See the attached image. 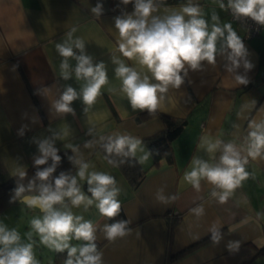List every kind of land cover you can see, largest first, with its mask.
<instances>
[{"label":"crops","instance_id":"obj_1","mask_svg":"<svg viewBox=\"0 0 264 264\" xmlns=\"http://www.w3.org/2000/svg\"><path fill=\"white\" fill-rule=\"evenodd\" d=\"M98 2L103 4L100 17L91 12ZM158 2L160 7L154 14L164 15L180 11L188 0ZM192 2L200 6L209 23L215 12L221 26L230 23L242 39L246 59L252 67L246 70L241 65L238 73L247 83H238L225 71L224 57L217 56L215 66L205 61L203 70L189 71L185 83L179 89L170 88L158 109L149 113L131 108L120 90L121 81L115 76L116 65L112 63V57H116L142 73L147 72L134 60L124 58L118 48L114 17L132 12V3L0 0V181L34 164V157L40 155L34 140L49 136L50 130L60 136L55 147L71 149L75 159L82 158L88 163V172H105L115 177L120 189L117 199L131 224L123 237L105 238L103 227L109 223L95 202L87 207L84 204L73 207L65 201L74 215L83 216L96 227L95 242L103 264H264V254L257 252L264 246V156L248 157L246 139L251 130L249 125L264 120V28L247 39L244 27L230 18L228 10L219 7V0ZM72 28L77 29L74 36L85 42L86 52L93 56L94 63L105 62L109 82L91 106L78 99L71 105L75 115L57 114L52 105L64 87L70 85L79 91L84 83L77 81L74 74L67 81L60 75L63 58L55 45ZM69 63L75 67V60L69 59ZM159 112L183 118L186 123L171 142L170 159L163 158L153 164L150 156L141 163L144 153L137 150L136 157L146 174L133 187L121 169L109 163L103 145L110 136L129 135L141 140L140 147L148 151L144 139L164 127ZM86 141H93L94 146L86 148ZM227 143L234 144L247 158L245 169L250 175L226 202L220 203L211 196L213 185L201 180L197 191L184 174L191 170L193 157L218 162L223 144ZM209 145L217 147L209 150ZM73 148L78 151L74 152ZM77 172L78 165L72 175ZM77 180L81 191L90 198L83 188L86 179L77 176ZM160 189L165 197L175 196V199L159 200ZM197 206L204 209L199 217L191 211ZM29 208L18 202L8 205L0 212V223L9 226L18 214L27 218ZM8 209L11 211L6 213ZM215 230H221L223 238L219 244L210 239L173 256ZM230 241H239V247L229 250ZM34 255L39 264L48 263L43 262L42 251L36 250Z\"/></svg>","mask_w":264,"mask_h":264},{"label":"clouds","instance_id":"obj_2","mask_svg":"<svg viewBox=\"0 0 264 264\" xmlns=\"http://www.w3.org/2000/svg\"><path fill=\"white\" fill-rule=\"evenodd\" d=\"M121 3L133 4V11L114 17V28L118 32V48L127 60H134L146 73L138 71L116 57H112L115 66V76L121 81V91L126 95L133 110L155 112L165 100L170 88L179 89L189 76V71L203 70V62L216 65L217 56L224 57V69L231 73L234 79L245 84L247 80L238 73L243 65L248 70L252 67L246 59L247 50L242 39L233 30L230 23L223 26L217 13L211 15V23L204 17L200 6L188 0L180 11H171L164 15H156L160 4L158 0H121ZM219 7L228 10L236 19L250 18L257 25L264 27V0H220ZM91 12L100 17L103 14V4L98 2ZM76 28H72L66 38L55 45L56 51L63 59L60 63V75L65 81L74 77L84 83L79 91L70 85L64 87L59 98L52 105L57 114H72L71 106L76 100L91 106L101 94V89L108 84L106 64L103 61L94 63L93 56L87 54L85 42L75 37ZM75 60V67L69 63ZM150 74V75H149ZM86 110V109H85ZM247 139V156L251 158L264 156V120L249 125ZM50 135L35 139L40 155L34 157L36 171L28 185H16L10 202L22 199L29 207L38 208L42 213L30 221L31 229L38 234L40 242L57 252L67 253L64 264H103L102 253L96 244V227L83 216L74 215L69 208L95 206L102 216L114 218L119 214L120 202L117 199L120 189L115 177L105 172H88L89 165L82 158L68 159L78 165L76 175L70 172H60L53 177L61 162L56 141L59 133L50 130ZM23 135V128L20 131ZM91 134V130L89 133ZM104 140V137H101ZM143 142L129 135L108 137L103 146L111 156L124 158L136 156L139 149L143 152L140 162L147 161L152 151H144L140 145ZM219 143H223L222 141ZM87 147H93V141H86ZM70 147V146H69ZM217 145H209V150ZM76 152L78 149L73 148ZM51 160V164L48 162ZM121 160L120 163H124ZM247 158L232 143L223 144L222 154L218 162L209 163L199 157H193L191 170L184 174L185 180L197 191L201 180L213 185L212 197L220 203L226 202L232 192L249 177L245 165ZM109 163H114L109 159ZM48 165L46 167H41ZM23 178L26 173L20 172ZM77 176L87 182V197L78 185ZM219 190V191H217ZM34 193L24 195L25 193ZM163 189L158 190L157 198L161 201L174 200L175 196L165 197ZM59 206V207H57ZM196 216L204 213L202 206L191 209ZM128 221L117 220L105 224L103 232L108 240H115L127 234ZM222 234L215 230L211 234L214 244H219ZM28 239L31 240V234ZM84 241L79 246L72 245L71 240ZM239 241H230L229 250L239 247ZM235 246V247H234ZM0 264H39L33 252V244L22 242L21 235L6 224L0 223Z\"/></svg>","mask_w":264,"mask_h":264},{"label":"trees","instance_id":"obj_3","mask_svg":"<svg viewBox=\"0 0 264 264\" xmlns=\"http://www.w3.org/2000/svg\"><path fill=\"white\" fill-rule=\"evenodd\" d=\"M167 2V1H164ZM171 2V1H170ZM173 2V1H172ZM115 112V111H114ZM116 114V113H115ZM159 115L161 116L164 127L156 134L147 137L144 139L145 145L148 150L152 151V161L153 164H157L161 159L167 158L170 159L171 156V142L175 139V137L181 132L183 129L186 120L183 118H178L172 115H169L167 113L159 112ZM105 157L109 161V159L113 160L121 171L123 172L124 176L128 179L130 184L133 187H137L145 178L146 170L142 167L141 163L139 162L138 158L135 156L134 158H124L121 156H116L115 154L109 156L106 151L104 150ZM58 155L61 156V162L57 166L56 171L53 173V177L58 176L60 172H70L72 175L73 171L76 169L77 165L73 162H71L68 157L72 156L74 159V154L71 149H62L58 151ZM121 160H124V163H120ZM48 164H51V160H49ZM48 165H44L41 167H46ZM36 167L34 164H31L27 167V169L24 171L26 175L21 178L19 174H13L7 179L0 181V212H2L8 205L15 203V202H21L20 199H17L14 202H10L14 192L16 185L23 184L25 186L28 185L29 181H31L34 177ZM87 182L83 184L84 191L88 193L87 191ZM25 194H34V193H25ZM24 194V195H25ZM121 205V203H120ZM107 218V217H106ZM174 218V217H173ZM117 220H127V217L124 213L123 207L121 205L119 214L114 218H107V221L109 224L114 223ZM175 218L172 219L171 224L174 222ZM131 227L130 222L128 221L127 229ZM221 232V230H219ZM211 234L203 237L201 240L193 243L192 245L182 249L181 251L177 252L173 256L177 257L179 254H183L185 252H188L190 249L195 247L196 245L205 242L207 240L211 239ZM84 243V241H83ZM99 245L97 244V248ZM257 252L259 254H264V246L257 249ZM172 257V256H171ZM67 258V253L65 252H57L54 251V262L56 264H64L65 259Z\"/></svg>","mask_w":264,"mask_h":264},{"label":"rangeland","instance_id":"obj_4","mask_svg":"<svg viewBox=\"0 0 264 264\" xmlns=\"http://www.w3.org/2000/svg\"><path fill=\"white\" fill-rule=\"evenodd\" d=\"M18 204H26V203L18 202ZM31 209L29 208L28 211L26 212L27 218H24L25 214H23L22 217L20 214H18V217L17 218L15 217V219H14V223H12L11 225L9 224L8 227L10 229L14 228L21 235L22 242L32 243L33 244V252L36 250L42 251L43 262H48L47 264H53V262H54V251L55 250L50 249L49 247L43 245L40 242V238H39L38 234H36L31 229V225H30V221L34 217L42 216V213L37 208L31 207ZM10 211L11 210H9V209L6 210V213H8ZM4 224H6V223L4 222ZM29 234H31V240L28 239ZM70 243L72 245L79 246L80 244H83V241H77V240L73 239L70 241ZM48 255H50V257ZM44 264H46V263H44Z\"/></svg>","mask_w":264,"mask_h":264},{"label":"built area","instance_id":"obj_5","mask_svg":"<svg viewBox=\"0 0 264 264\" xmlns=\"http://www.w3.org/2000/svg\"><path fill=\"white\" fill-rule=\"evenodd\" d=\"M220 2V0H219ZM224 3H227V0H224ZM230 18L233 21H236L238 23H240L244 29H245V38H251L252 36L257 35L260 30L264 27H261L259 25H257L254 21H252L250 18H242V19H236L232 16V14L230 13V11H228Z\"/></svg>","mask_w":264,"mask_h":264},{"label":"water","instance_id":"obj_6","mask_svg":"<svg viewBox=\"0 0 264 264\" xmlns=\"http://www.w3.org/2000/svg\"><path fill=\"white\" fill-rule=\"evenodd\" d=\"M25 195H30V194H25ZM20 201H21V202H23V200H22V199H20ZM23 203H24V202H23ZM37 209H38V208H37Z\"/></svg>","mask_w":264,"mask_h":264}]
</instances>
